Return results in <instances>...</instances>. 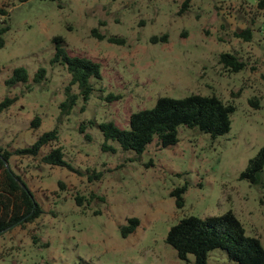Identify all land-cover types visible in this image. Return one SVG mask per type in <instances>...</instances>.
Segmentation results:
<instances>
[{"label": "rangeland", "instance_id": "obj_1", "mask_svg": "<svg viewBox=\"0 0 264 264\" xmlns=\"http://www.w3.org/2000/svg\"><path fill=\"white\" fill-rule=\"evenodd\" d=\"M0 8V26L9 25L0 34V101L13 98L0 110V147L14 152L56 128L57 139L40 154L59 146L72 166L11 154L10 167L42 212L0 234V264H190L165 241L169 227L187 214L228 209L264 245V166L260 183L239 176L264 144V0H0ZM247 27L248 39L237 34ZM164 33L165 40L150 39ZM55 35L69 54L100 66L88 99L79 94L68 112L60 102L70 75L50 63ZM225 51L244 67L229 70L220 60ZM20 65L27 82L7 85ZM38 67L45 76L35 81ZM191 92L235 105L226 132L213 137L180 124L173 144L155 137L137 153L108 139L115 150L101 149L98 122L127 128L130 113L158 96ZM182 185L178 206L170 191ZM131 216L139 224L123 236L120 226ZM207 264L237 262L215 247Z\"/></svg>", "mask_w": 264, "mask_h": 264}, {"label": "trees", "instance_id": "obj_2", "mask_svg": "<svg viewBox=\"0 0 264 264\" xmlns=\"http://www.w3.org/2000/svg\"><path fill=\"white\" fill-rule=\"evenodd\" d=\"M1 11L6 13L4 10ZM8 27V24L0 26V34ZM237 34L248 39L250 28H243ZM98 36L102 37V34H98ZM166 38L167 34L164 33L160 36L154 35L150 39L157 41ZM52 39L56 42V46L50 63L61 64L70 75L65 86V97L60 102L61 108L68 112L79 94L84 101L88 99L94 89L93 81H90V78L101 77L100 66L97 61L86 56L69 54L62 46L63 38L60 35H55ZM107 39L112 42L123 40L115 35H109ZM2 45L3 38L0 36V46ZM220 60L232 71H238L245 65L244 61L239 60L228 51L220 54ZM45 71L44 67H38L33 79L35 81L42 80ZM27 80V69L20 65L12 69V73L5 79V83L14 85L17 82H27ZM73 84L78 92L71 90ZM12 100L13 98L5 95L0 101V110ZM234 108L235 105L232 102L224 101L213 93L191 92L181 97L160 95L150 107L132 111L129 115L127 128L119 127L112 120L98 122L97 126L104 136L101 149L115 150V146L107 142L108 139L116 140L124 150H133L137 153L142 152L146 144L155 137V141L159 145L173 144L178 139L177 128L180 124L196 127L214 137L229 129L230 113ZM39 122L38 116H34L31 121L35 126ZM91 123L95 122L92 120ZM83 127L80 126L81 131ZM86 136L89 137L88 134ZM57 137V129L52 128L38 135L30 145L18 147L14 152L0 147V234L14 225L33 220L42 212V208L27 182L21 174L10 167L11 154L40 155L42 162L72 167L63 158V152L59 146L50 147L48 151L40 154V148L43 145L51 144ZM263 166L264 144L248 159L239 176L253 184L260 183ZM99 174L96 172L93 175L97 177ZM185 189V185H182L170 191L178 206L182 205V193ZM79 198L80 196H76L77 201L81 203ZM138 224V217H128L126 223L120 226L121 234L125 236L134 231ZM165 241L175 249L177 257L186 259L190 264H207L208 253L215 247L224 249L227 256L237 264H264L263 243L257 236L246 233L243 223L231 209L205 216L184 215L169 227ZM188 253L193 254L192 260L188 258Z\"/></svg>", "mask_w": 264, "mask_h": 264}]
</instances>
